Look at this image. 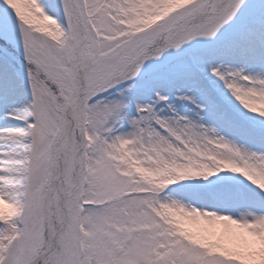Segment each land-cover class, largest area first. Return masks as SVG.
<instances>
[{
    "label": "snow or ice",
    "instance_id": "obj_1",
    "mask_svg": "<svg viewBox=\"0 0 264 264\" xmlns=\"http://www.w3.org/2000/svg\"><path fill=\"white\" fill-rule=\"evenodd\" d=\"M0 264H264V0H0Z\"/></svg>",
    "mask_w": 264,
    "mask_h": 264
}]
</instances>
